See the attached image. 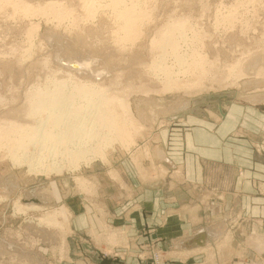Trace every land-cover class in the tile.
Returning a JSON list of instances; mask_svg holds the SVG:
<instances>
[{"label": "rangeland", "instance_id": "374dc122", "mask_svg": "<svg viewBox=\"0 0 264 264\" xmlns=\"http://www.w3.org/2000/svg\"><path fill=\"white\" fill-rule=\"evenodd\" d=\"M126 13L133 21L124 28ZM62 78L67 90L92 80L116 95L120 130H131L81 158L18 163L0 146V264H166L154 242L129 248L137 233H125L114 215H126L130 200L95 196L100 180L111 194L139 174L169 176L159 152L168 155L171 132L184 125L217 129L234 109L237 125L222 145L264 161V0H0V122L33 126L27 112L37 91ZM77 214L85 216L76 223Z\"/></svg>", "mask_w": 264, "mask_h": 264}, {"label": "crops", "instance_id": "0c3cea01", "mask_svg": "<svg viewBox=\"0 0 264 264\" xmlns=\"http://www.w3.org/2000/svg\"><path fill=\"white\" fill-rule=\"evenodd\" d=\"M232 113L217 129L184 125L171 132L168 155L159 152L169 163V176L146 180L139 174V182L118 186L110 177L118 189L111 194L98 180L95 199L112 195V200L132 202L126 215H114L125 233H137L130 249L154 242L166 264H264V161L222 145L237 125ZM177 168L181 176L175 175ZM127 172L137 176L133 169ZM125 173L119 171V177ZM112 208L105 204L109 213ZM84 216L77 214L74 222Z\"/></svg>", "mask_w": 264, "mask_h": 264}, {"label": "bare ground", "instance_id": "6f19581e", "mask_svg": "<svg viewBox=\"0 0 264 264\" xmlns=\"http://www.w3.org/2000/svg\"><path fill=\"white\" fill-rule=\"evenodd\" d=\"M123 17L125 20L124 28H127L129 25H131V23L133 21V15L131 13H126V14H123ZM71 63L72 64H67V66L71 65L68 67H74V68H76V70H78V72H79V70H81V68H84L86 70H88L90 68V70H92L90 67L91 64L89 62H84V63L83 62H81V63L77 62L76 64H73V62H71ZM92 71H94V70H92ZM92 71H90V72H92ZM93 73L96 74L97 76L100 75L99 72L94 71V72H92V74ZM71 75L73 77V74H71ZM71 75L69 73V76H71ZM92 76H94V75H92ZM75 77L76 76H74V78ZM70 78L71 77H69V81H71ZM62 79L60 82H58L57 85L52 82L53 85H55V86H53V87L49 86L46 89V91L38 90L37 92H40V93H38V96L35 95L34 99H33L34 95H32L33 97L31 98V96H30L31 93H29L30 95L27 96L28 97L27 99H29V101H31V99L34 100V101H32L33 105L30 104V107H32V110L31 111L29 110L32 113V115H31V113H28L29 111L27 112V114H29V116H31V118L34 116L35 120L38 121V122L34 121L32 118V121L35 122L33 126H32L33 123H31V125L19 123V125H18L14 121L13 122L15 124L13 122L9 121L8 124L10 123V125H6L5 122L4 123L0 122V124H2V126H4V125L7 126V127L5 126L6 131L4 130L3 133L1 131V129L3 127L0 126L1 127L0 128V131H1L0 136L3 137V138L2 137L0 138V146L5 145L6 148L8 147V149H9L8 151L11 152L12 159L18 161V163L21 159H23L25 157L37 159L39 161L38 156H40V155L41 156H45V155L47 156L48 155L49 158H50V156L52 158L54 155H58V154L61 156H66V154H67L66 157H68V155H69V157H72L73 154H77V156H79V158H81V157H83V155L85 153L88 154L91 151H95V146H96V149H98V146L101 149L103 148V151L105 152L103 146L105 145V142H107V140L109 139V136H118L116 134L118 132L124 133V131H127V133H128L131 130L129 128L130 126H127V129H130V130H126V128L124 126H123V130H120L119 123L121 122V120H122L121 118H122V116L124 117V115L122 114L121 118L117 119V117H116L117 114L115 112H113L114 109L111 108V106H113L115 104L114 101H117L116 95L114 96V94H112V97L113 96L114 97L111 98L110 97L111 95H107V89H105V87L101 89L100 85L98 86L96 83H94L95 81L92 83V80H91V83L89 84L90 86L85 84L86 82L84 83L83 82L84 80H82L83 83L82 84L80 83L81 84L80 86L79 85L76 86L77 85V83H76V85H74V86L77 88H75L73 86L74 89H72V87H71L70 89H72V90H67V88H66L67 82L64 79L63 80ZM59 80H60V78H59ZM50 81H52V80H50ZM53 81H54V79H53ZM72 81L76 82L74 80H72ZM77 81H81V80H77ZM56 83H57V81H56ZM70 85H68V86H70ZM106 87H108V86H106ZM122 91H124V89ZM108 94H109V91H108ZM29 96H30V98H29ZM2 97L3 96L0 94V98H2ZM2 99L6 100L4 98H2ZM124 99L125 98H121V100H124ZM32 102H30V103H32ZM74 102H76V103L74 104ZM118 102L119 101H117V105H119ZM121 102L124 103L123 101H121ZM121 102H120V104H122ZM112 103H114V104H112ZM120 106L123 107V104ZM82 107L83 108L85 107V108L81 110L80 108H82ZM88 110H91V111H88ZM81 111H85V112L79 114ZM125 111H126V109H125ZM127 114L129 115V113H127ZM29 116L26 115V117H27L26 119L29 118V121H31ZM25 121H27V120H25ZM122 121L124 123L126 122L124 120H122ZM12 123H13V125H12ZM17 123H18V121H17ZM124 125L126 126V124H124ZM13 126H15V127H13ZM121 126H122V124H121ZM10 139L14 140L13 143H11L12 141L10 142ZM6 140H9V142L4 144V141L6 142ZM31 145H33L34 147L29 149V147ZM103 151L101 150V151H99V153L101 152L100 154H102ZM94 153H96V152H94ZM85 156L86 155H84V157ZM74 157H75V155H74ZM62 158L65 159V157H62ZM72 160L75 162L74 159H72ZM54 163H56V162H53L52 165L55 166ZM42 164H45V163L41 162V165ZM41 165H38V166H41ZM29 166H32V168L35 167L33 165H29ZM54 166H52V167H54ZM52 167H51V169H52ZM59 167H56V168H59ZM47 168H49V165L47 166ZM63 168H64V166H63ZM60 169H62V168H60ZM49 170H50V168H49ZM52 170H56V169H52ZM40 204H42V203H40ZM40 204H38V205H40ZM38 205L33 204L31 206L33 208H37V207L40 208ZM26 207H25V209H27ZM32 207L30 208V206H29L30 209H33ZM22 208H24V207H22ZM22 208L19 210H22ZM22 211H24V210H22ZM47 215L49 216V214H47ZM49 217H46V218L43 217L44 219L47 220L46 223H49V221H50Z\"/></svg>", "mask_w": 264, "mask_h": 264}]
</instances>
